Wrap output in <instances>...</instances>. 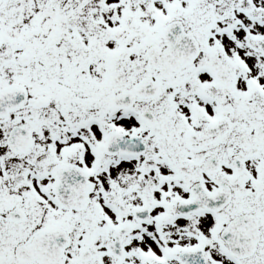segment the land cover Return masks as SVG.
Here are the masks:
<instances>
[{"label":"snow or ice","instance_id":"obj_1","mask_svg":"<svg viewBox=\"0 0 264 264\" xmlns=\"http://www.w3.org/2000/svg\"><path fill=\"white\" fill-rule=\"evenodd\" d=\"M0 264H264V0H0Z\"/></svg>","mask_w":264,"mask_h":264}]
</instances>
